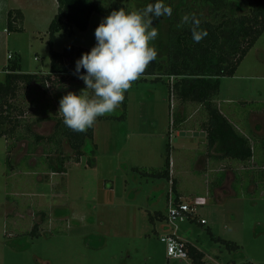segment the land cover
Listing matches in <instances>:
<instances>
[{
	"label": "rangeland",
	"instance_id": "obj_1",
	"mask_svg": "<svg viewBox=\"0 0 264 264\" xmlns=\"http://www.w3.org/2000/svg\"><path fill=\"white\" fill-rule=\"evenodd\" d=\"M92 1L103 6L120 2L129 11L154 2ZM165 3L173 9L172 16L153 21L158 36L151 43L160 61L155 76H142L146 80L134 81L126 91V121L96 120L93 140H87L79 163L65 164L64 173L48 172V163L56 167L57 157L46 156L48 163L35 168V157L44 155L39 149L26 164H20L28 155L24 141L11 154L15 169L10 172L6 142L0 137V264H192L190 259L168 260L159 239L166 222L155 215H166L174 185L167 178L147 173L165 169L167 157L180 198L192 209L189 218L178 223V236L204 254L205 264H264V191L258 182L232 181L220 196L215 197L213 190L207 192L208 174L196 171V159L186 157L187 147L193 146L189 141L194 140L191 142L199 148L200 139H193L191 131L176 134L171 126L176 104L167 82L172 84L175 78L162 76L175 30L185 15L190 17L187 23H192L193 15L218 23L224 14H247L248 5L245 0H218L217 6L205 0ZM10 6L24 16L23 31L10 32L13 60H18L21 72L48 73L46 31L57 13L56 0H10ZM101 21L99 14H92L86 31L57 35L53 50L61 52L70 45L90 50ZM156 76L165 83L152 81ZM4 79L5 73L0 72V82ZM40 92L36 85L23 91L20 101L27 119L41 116L46 105L51 115H61L51 94L49 104L42 100L46 96L29 103ZM219 96L237 103L264 102V33L234 78L221 79ZM121 105L109 115H119ZM53 126L54 121L46 119L32 129L47 136ZM90 146L94 148V167L86 162ZM64 155L73 156L66 141Z\"/></svg>",
	"mask_w": 264,
	"mask_h": 264
},
{
	"label": "trees",
	"instance_id": "obj_2",
	"mask_svg": "<svg viewBox=\"0 0 264 264\" xmlns=\"http://www.w3.org/2000/svg\"><path fill=\"white\" fill-rule=\"evenodd\" d=\"M205 1L208 5L217 6L219 4L218 0ZM245 1L248 5L247 14L239 16L224 14L218 23L205 19L199 20L200 28L206 29L208 32V35L199 43L192 39L191 28L193 23H182L175 30V40L169 47L162 76L165 75L166 79L175 78L174 83L167 82L168 91L172 92L176 104H174L175 110L173 105L175 114L178 105L184 109V118L190 116L189 114L193 111L195 114L200 113L198 116L201 118H198L197 127L206 132L210 146L216 144L217 150L223 152L228 158L243 162L244 166L249 167L250 162H254L253 167L255 168L240 173L233 182H258L263 192L264 136L255 138L252 142L249 141L220 113L218 105L221 79L234 76L247 53L264 33V0ZM56 3L57 13L46 31L48 35L47 44L50 47L49 72L22 73L19 70L18 60H13L8 67L4 81L0 82V137H3L6 142V164L10 172L15 169V166L12 165L11 154L17 149L18 144L24 141L27 143L28 155L23 157L20 164H26V161L32 159L39 149L43 150L44 155L35 157V168L39 164L44 166V163H48L46 156L57 157L56 167L48 163L49 165L46 167L48 172L64 173L65 164L81 161L85 154L83 147L87 140H93V126L85 132L73 131L64 125L63 114L51 115L49 113V105L42 107L41 116H34L36 119L34 117L27 119L20 99L23 97V91H30L32 86L36 85L37 90L41 92L36 94V98L29 103L33 104L38 101L40 96H46L42 97V100L47 99L46 104H49L52 98L51 100L59 106L60 99L69 91L79 93L80 90L85 89L86 85L74 72L75 62L82 53L88 52V50L70 45L61 52L54 51L52 47L56 36H71L75 31H86L92 14H99L103 19L113 10L123 8L125 11H129L127 5L120 2H112L108 6H103L92 0H56ZM23 22L24 16L20 10L7 12V32L23 31ZM159 66L160 61L155 59L141 74L140 79L135 82L146 80L142 76H155ZM81 72L83 73L84 70L81 69ZM159 78L156 76L152 81L164 82ZM48 94H51L50 99L47 97ZM121 104L122 111L119 115L106 114L98 117L97 120L114 118L123 121L126 111L125 99ZM242 107L246 109L257 107L264 110V103L242 104ZM46 119L54 121L52 133L47 136L35 133L32 129L33 125ZM186 123V125L181 126L176 116L175 118L172 117V126L176 131L196 130L192 116L188 117ZM65 141L73 152V156L64 155ZM89 149L90 156L86 162L89 166L94 167V148L90 146ZM258 152L263 155L262 160L258 159ZM166 165L165 169L153 170L147 174L170 180L171 172L168 157ZM155 219L165 220V215L156 214ZM37 224L35 223L34 229ZM227 243L230 244V242ZM186 251L192 264H205L203 261L204 254L195 246L186 242Z\"/></svg>",
	"mask_w": 264,
	"mask_h": 264
},
{
	"label": "clouds",
	"instance_id": "obj_3",
	"mask_svg": "<svg viewBox=\"0 0 264 264\" xmlns=\"http://www.w3.org/2000/svg\"><path fill=\"white\" fill-rule=\"evenodd\" d=\"M165 0H154L142 10H113L94 31L96 43L75 62V72L86 85L79 93L69 91L59 101L63 123L76 132H85L98 117L113 113L148 65L157 58L154 41L158 30L153 21L172 16ZM185 15L182 23L189 21ZM192 39L199 43L208 35L192 16ZM81 69L84 72H81ZM90 90V93H89Z\"/></svg>",
	"mask_w": 264,
	"mask_h": 264
},
{
	"label": "crops",
	"instance_id": "obj_4",
	"mask_svg": "<svg viewBox=\"0 0 264 264\" xmlns=\"http://www.w3.org/2000/svg\"><path fill=\"white\" fill-rule=\"evenodd\" d=\"M10 0H0V72L6 74L8 72V67L13 61V53L10 50V43L12 40V36L6 30V18L7 12L10 8ZM88 29V28H87ZM90 51V50H88ZM11 55L9 59L8 56ZM20 72L22 71L19 67ZM24 73V72H22ZM235 75V74H234ZM230 78H234L230 77ZM220 95V91H219ZM249 103H264V102H245V103H237L228 97L223 99H218V105L220 109V113L230 121L231 124L240 132L243 136L249 139V141H253V139L264 136V110H260L257 107L252 108H244L242 104ZM200 113H190L188 117L192 116L193 125L196 127V130H192L191 134L194 135L193 139L199 137V148L196 147L194 140L189 141L188 145H193L195 147H190L187 150L186 157L188 159L193 160L196 159V163L198 165L196 171H204L208 174L209 184L207 187V192L213 190V195L220 196L222 192L228 191L230 189L229 182L234 181L237 175L248 170L253 167L254 162H250V166H244L243 162L238 160L228 158L227 155H224L223 152L217 150V145L210 146L208 144L207 134L205 131L199 129L198 126V116ZM185 112L182 106L178 105L176 108V119L180 123L181 126L186 125V121L188 117L184 118ZM127 119V108L125 111V118L123 121ZM183 131H176V134H179ZM187 132V131H186ZM184 133V132H183ZM93 137H94V129H93ZM178 137V136H177ZM258 159L262 160L263 155L258 152ZM264 169V165L262 167ZM174 174V173H173ZM173 174L170 175V180L173 182V190L174 197H179L177 186ZM38 223V221H35ZM166 230L163 229L164 233ZM183 239V238H182ZM179 262V261H176Z\"/></svg>",
	"mask_w": 264,
	"mask_h": 264
},
{
	"label": "built area",
	"instance_id": "obj_5",
	"mask_svg": "<svg viewBox=\"0 0 264 264\" xmlns=\"http://www.w3.org/2000/svg\"><path fill=\"white\" fill-rule=\"evenodd\" d=\"M8 58L10 59L11 55H9ZM171 184H173L172 181ZM191 212L192 209L189 205L183 203L181 198H174L172 195V198L168 202V211L165 215L166 225L164 228L166 231L159 238L165 246L168 260L183 262L189 259L186 251V241L178 236L177 229L178 223L188 219Z\"/></svg>",
	"mask_w": 264,
	"mask_h": 264
}]
</instances>
